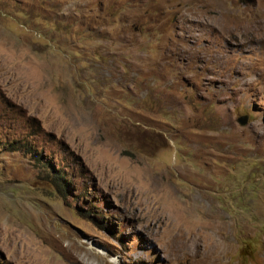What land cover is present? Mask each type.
Instances as JSON below:
<instances>
[{"label": "rangeland", "instance_id": "obj_1", "mask_svg": "<svg viewBox=\"0 0 264 264\" xmlns=\"http://www.w3.org/2000/svg\"><path fill=\"white\" fill-rule=\"evenodd\" d=\"M0 264H264V0H0Z\"/></svg>", "mask_w": 264, "mask_h": 264}, {"label": "water", "instance_id": "obj_2", "mask_svg": "<svg viewBox=\"0 0 264 264\" xmlns=\"http://www.w3.org/2000/svg\"><path fill=\"white\" fill-rule=\"evenodd\" d=\"M241 123H242L243 125H245V121H242Z\"/></svg>", "mask_w": 264, "mask_h": 264}]
</instances>
